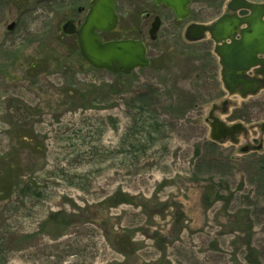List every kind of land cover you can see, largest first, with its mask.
Returning <instances> with one entry per match:
<instances>
[{"label": "rangeland", "instance_id": "obj_1", "mask_svg": "<svg viewBox=\"0 0 264 264\" xmlns=\"http://www.w3.org/2000/svg\"><path fill=\"white\" fill-rule=\"evenodd\" d=\"M90 1L0 0V264H264V89L230 96L215 43L184 37L228 0L163 19L128 76L63 33ZM141 5L118 0L102 36H138ZM225 100L215 115L247 127L237 145L210 137Z\"/></svg>", "mask_w": 264, "mask_h": 264}, {"label": "water", "instance_id": "obj_2", "mask_svg": "<svg viewBox=\"0 0 264 264\" xmlns=\"http://www.w3.org/2000/svg\"><path fill=\"white\" fill-rule=\"evenodd\" d=\"M117 0H92L83 22L79 27L73 20L63 25L66 35H76L83 59L97 70H107L113 74H131L137 68H145L150 64L147 48L142 41L125 39L104 42L100 32L112 31L118 25L116 13ZM172 7L180 19L188 17L189 0H158ZM83 9L79 8V12ZM231 14H224L209 25L191 24L185 31V39L197 42L209 34L214 40L215 53L222 67V82L230 96L238 95L243 99L257 95L264 89V3L248 0H231L228 4ZM241 10L249 14L238 16ZM16 24L11 23L8 30L12 31ZM160 29V20L156 19L150 32V39L155 40ZM251 71L260 77L248 76ZM229 100L221 105H214L208 120L211 127L210 137L215 142L228 139L238 144L242 133L247 128L242 123L228 125L215 115L221 110L228 111ZM264 134V122L259 124ZM258 147V149H260ZM247 149H242L245 153Z\"/></svg>", "mask_w": 264, "mask_h": 264}, {"label": "flooded vegetation", "instance_id": "obj_3", "mask_svg": "<svg viewBox=\"0 0 264 264\" xmlns=\"http://www.w3.org/2000/svg\"><path fill=\"white\" fill-rule=\"evenodd\" d=\"M229 1L230 0L225 2V5L222 6L223 9L225 7V10L218 16V18L220 16H222L223 14H231V12L228 10ZM249 1H252V0H249ZM221 2L224 3L223 0H221ZM252 2H255V1H252ZM139 3L142 4L141 5L142 9L140 10V16L143 17L144 21L146 22L145 27L140 24V27L138 26V27L135 28V26H132L131 28H129V30H131V29L137 30L138 36L124 35V36H122L120 38L109 39V40L105 39L102 36L103 41L132 39V40L143 41L146 44V41H145L146 37H148V36L150 37V32H151V30L153 28V24L156 21V19L160 20V29H159V31H160L161 27L163 25V19H165V18H171V19H173V20H175L177 22H184V21L190 19L191 17L197 18L196 15H198V16L202 15V0H189V4H188V7H187L188 8V17L185 18V19H180L178 17V15H177L176 11L172 7L168 6L164 2L159 3L158 0H139ZM117 5H118V0H117V3H116V11H117ZM197 6H198V8H196ZM204 6L206 7V5H204ZM117 14H118V12H117ZM238 15L239 16H246V15H248V12L247 11H240V12H238ZM120 20L121 19H120V16H119L118 26L120 24ZM193 23L202 24V22H199L197 20H191V22L186 26V28L190 24H193ZM118 26L116 27V29L118 28ZM186 28H185V30H186ZM116 29H114L113 31H115ZM159 31H158V33H159ZM109 32H112V31H109ZM109 32H104V33H109ZM104 33H102V34H104ZM204 40H207V38L204 39ZM211 41H213V40L211 39ZM146 46H147V44H146ZM147 49H148V46H147ZM213 52L216 55V53H215V45H214V48H213ZM147 56H148V52H147ZM218 63L220 65L219 57H218ZM248 76H250V77H260V75H256L254 73V71L250 72ZM242 135L246 136L247 133H244ZM242 135H240V136H242Z\"/></svg>", "mask_w": 264, "mask_h": 264}]
</instances>
